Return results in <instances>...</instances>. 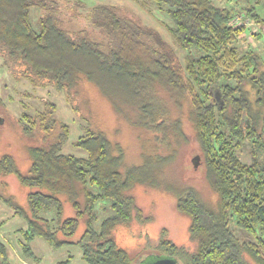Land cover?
I'll return each instance as SVG.
<instances>
[{"label":"trees","instance_id":"16d2710c","mask_svg":"<svg viewBox=\"0 0 264 264\" xmlns=\"http://www.w3.org/2000/svg\"><path fill=\"white\" fill-rule=\"evenodd\" d=\"M65 1L80 7L71 0H0V67L35 89L65 93L79 116L74 97L90 84L120 120L142 133V151L138 163L129 162L120 142L82 118L83 134L73 142L81 153L68 154L71 130L55 118L54 103L44 100L36 116L22 113V133L41 142L26 146L25 173L12 155H3L0 177L14 176L28 190L27 204L7 193L6 182H0V203L26 223L19 244L24 258L42 238L54 249L80 247L84 264H144L158 257L178 264H264V167L237 154L247 143L264 149V59L250 43L239 46L242 37L264 35L250 0H139L144 9L154 3L164 13L170 41L121 8L98 6L89 18L106 44L86 29L65 28L59 18ZM34 11L41 13L36 21ZM239 17L256 29L238 24ZM184 120L212 202L170 176L191 140ZM141 186L175 200L190 222L188 245L175 244L165 229L139 245L138 254L119 245V231L155 221L137 203L134 190ZM100 212L109 215L100 221ZM8 249L0 242V264H12Z\"/></svg>","mask_w":264,"mask_h":264},{"label":"rangeland","instance_id":"374dc122","mask_svg":"<svg viewBox=\"0 0 264 264\" xmlns=\"http://www.w3.org/2000/svg\"><path fill=\"white\" fill-rule=\"evenodd\" d=\"M79 2L80 7L74 8L69 2L63 3L60 7L59 18L64 20L65 28L71 31L86 29L91 38L97 42L106 44L105 37L91 27V11L98 6H115L123 9L125 13L136 16L145 26L153 28L170 41L171 37L167 31V24L160 20L168 21L163 12L158 11L154 3H149L148 10L144 9L139 0H71ZM141 1V0H140ZM256 8L257 13L264 21V0H250ZM90 12V13H89ZM89 14V15H88ZM41 13L34 11V21ZM243 20V19H242ZM243 22H245L243 20ZM248 24V22H246ZM256 26L251 22L248 28L254 31ZM261 40H254V37H242L240 48L246 49L250 43L257 51L262 53L264 59V35ZM246 39V40H245ZM0 58V65L2 64ZM0 158L5 154L12 155L22 172L29 168V156L26 151L27 145H38L40 137L28 138L22 133L19 119L22 113L36 116L37 113L45 109L44 100L54 103L57 106L55 118L65 123L70 128V138L66 145L65 153L79 155L81 152L73 147L75 142L83 133L81 126L84 125L82 118L93 119L94 125L103 128L109 136L120 142L126 150L129 162L140 161L142 151V137L138 130L125 120H120L111 105L104 99L99 91L90 84L84 83L80 95L74 97V104L80 109V116L72 110V105L68 104L66 94L57 91L53 87L33 88V86L20 73L10 72L0 67ZM184 128L188 137L191 138L188 144L182 146L178 162L170 174L182 183L191 184L200 190L203 197L212 202L215 196L207 185L203 177L202 157L197 150V145L193 141V130L189 122L184 120ZM238 157L246 164L257 163L264 167V149L257 148L252 143H247L244 149L237 151ZM199 158L198 169L194 168L193 160ZM0 182L8 184L7 193L13 195L15 200L21 204H27V189L22 187L14 176L7 178L0 177ZM138 205L144 210L146 215L152 214L155 217L154 223L148 227H135L132 231L121 230L117 233L116 239L120 246L128 248L133 254H138L148 238L157 239L162 230H167L169 238L177 245H188L189 219L180 214L176 209L175 200L169 195L158 191H153L147 187H137L134 190ZM66 215L73 216L70 207H66ZM109 215V214H108ZM108 215L102 212L99 219L102 221ZM98 220V222H100ZM26 227L22 217L15 216L13 211L3 203H0V242L9 245V258L12 264H84L82 251L78 246H66L60 249L52 248L44 239L36 238L30 244L33 256L24 258L20 249L21 229ZM83 232L80 225L75 239L79 238ZM14 241V243H13ZM35 258V259H34ZM144 264H149L147 260Z\"/></svg>","mask_w":264,"mask_h":264},{"label":"water","instance_id":"95a60500","mask_svg":"<svg viewBox=\"0 0 264 264\" xmlns=\"http://www.w3.org/2000/svg\"><path fill=\"white\" fill-rule=\"evenodd\" d=\"M193 165H194L195 169H198V167H199V158L198 157H196L193 160ZM149 264H178V262L171 257H158V258H155L152 261H150Z\"/></svg>","mask_w":264,"mask_h":264},{"label":"built area","instance_id":"2783aa9c","mask_svg":"<svg viewBox=\"0 0 264 264\" xmlns=\"http://www.w3.org/2000/svg\"><path fill=\"white\" fill-rule=\"evenodd\" d=\"M236 22L238 24H247L246 22H243V20L240 17L236 20Z\"/></svg>","mask_w":264,"mask_h":264},{"label":"crops","instance_id":"0c3cea01","mask_svg":"<svg viewBox=\"0 0 264 264\" xmlns=\"http://www.w3.org/2000/svg\"><path fill=\"white\" fill-rule=\"evenodd\" d=\"M13 243H14V241H13ZM9 245H10V244H7L8 247H9ZM24 264H26V263H24Z\"/></svg>","mask_w":264,"mask_h":264}]
</instances>
